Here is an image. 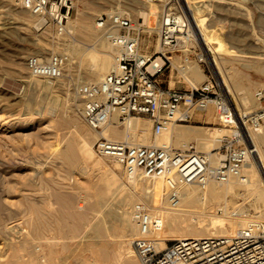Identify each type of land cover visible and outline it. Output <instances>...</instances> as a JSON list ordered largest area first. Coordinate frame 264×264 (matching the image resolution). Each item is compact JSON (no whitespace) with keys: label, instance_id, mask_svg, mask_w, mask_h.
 I'll list each match as a JSON object with an SVG mask.
<instances>
[{"label":"rangeland","instance_id":"rangeland-1","mask_svg":"<svg viewBox=\"0 0 264 264\" xmlns=\"http://www.w3.org/2000/svg\"><path fill=\"white\" fill-rule=\"evenodd\" d=\"M19 1L0 0V204L10 208L9 215L12 213L11 216L16 218L15 220L19 224L26 226L30 223L29 219H38L39 216L31 206L40 205L46 211L49 209L48 212L52 215L50 219L52 226L49 229L48 227H42V233L38 235L41 237L42 234H45L43 237L46 240L51 237V240L55 241L52 242L54 245L56 244L55 247L61 250L63 240L68 238L60 230V224L63 222L69 223L70 220L66 219L65 214L60 213L63 211V205L57 194L59 192H69L73 195L69 202L70 209L75 207H77L75 209H81L79 202H83V207H85L92 198L94 199L90 195L91 186L87 183L91 178H99L97 174L100 173L97 171L95 173L96 177L95 174H92L93 176L90 178L89 172L82 165H87L88 169L90 167L95 169L98 168L101 161L100 165L103 166V169L107 167V171L115 173L118 186L101 205V211L109 210L107 212V223L113 227H118L119 224L115 207L117 200L122 195L119 192L120 189H136L132 181L133 175L126 172L124 167L116 160L102 156L95 150L94 142L100 136L97 133L102 128L94 129L86 122L81 109L82 99L77 93V86L88 81L82 73L85 65L79 62V59L75 58L76 56L71 55L72 53L66 47L65 42L70 39L84 45L89 51L93 50L96 55L91 54L89 62L99 65L102 60L101 52L97 48L100 39L103 37L108 43L110 41L104 31L97 26L96 18L104 11L121 10L130 14L135 22L140 24L142 27L141 49L152 53L158 47L160 23L151 29L142 15L136 11V8L143 5L144 1L158 5L161 8H164L167 3L168 6H176V8L185 11L189 9V5L188 0H73L74 7L67 22L66 30L60 33L48 16H45L42 19L43 21L40 20L41 16L39 14H35L24 6L21 3L22 0ZM199 5H203L201 12L207 17L205 24L209 32L216 35L226 45L264 49V0H201ZM83 19L93 26L92 29L98 35L96 38L89 37L87 31L82 29L80 22ZM257 39H261V41L258 42ZM38 41L41 44L37 45L36 42ZM204 43L199 40V50L203 49L206 53L208 44ZM112 47L114 48L113 45ZM55 52L68 56L64 75L60 78H46L44 82H37L27 67L28 56L32 54L48 56ZM179 53H173V64L168 66L159 76L163 86L187 87L190 85L189 78H187L183 69L179 67L181 64ZM219 53L223 57V63L231 68L233 67L232 71H235L233 73L237 74L241 81L247 83V92L250 94L247 105H243L239 101L238 89L222 82L220 69L222 71L223 64L217 58L212 57V52L209 51L206 54L207 58L204 63H199L194 55L192 62H190L202 68L205 73L202 82L208 79L209 76L221 82L232 102L238 108L261 106L262 103L255 97L254 92L257 87L264 85V69H256L251 65L262 62L264 58L247 54ZM202 112H204V121L193 117L189 122L179 123L176 126L184 124L204 127L203 129H206L213 137L216 135L215 138L222 135V133L217 132L218 129L229 128V126H224L219 122L217 112L213 106ZM70 115L72 118L68 127L65 130H60L59 118L69 117ZM133 117L140 123L149 119L147 115ZM118 119L121 127H124L126 120ZM76 129L82 130L86 137L89 136V139L92 137L90 139L92 154L89 156L87 164H69L62 157V150L69 137L77 132ZM229 129L231 130V128ZM163 134H161L162 137H158L157 143L167 140V142L179 146L184 141L195 140L198 142L199 147L203 148L196 138H181L178 140ZM151 136L154 138L152 128ZM218 144V141H214L212 148L218 146ZM203 150L206 149L203 148ZM256 151L258 152V150ZM257 156L255 155V158L258 161L261 187L264 189V163L260 162ZM94 160L99 162L96 163ZM142 175L143 178L147 177L143 179V184L146 183L147 179L158 178ZM161 180L163 181L162 191L165 196L167 189L164 180L162 178ZM144 191V188L139 190V197L133 199L131 206L138 200L146 201L143 195ZM108 207L109 209H107ZM150 207L153 210L156 208L152 205ZM221 209L219 208V210ZM41 223L39 222L37 225L40 226ZM45 228L48 230H43ZM38 235L36 239L39 238ZM171 238L175 237L167 239ZM127 244V248L124 247L122 249L123 253L121 252V255L117 258L118 264H125L128 257V247L131 244L133 245V240ZM134 255L139 259L136 251Z\"/></svg>","mask_w":264,"mask_h":264},{"label":"built area","instance_id":"built-area-1","mask_svg":"<svg viewBox=\"0 0 264 264\" xmlns=\"http://www.w3.org/2000/svg\"><path fill=\"white\" fill-rule=\"evenodd\" d=\"M22 1L32 12L48 16L60 33L66 30L73 0ZM96 24L114 46L116 62L100 80L77 86L83 117L92 128H103L114 115L123 120L147 115L156 136L213 106L219 122L232 132L217 136L219 144L210 151L201 149L195 140L175 146L107 136L96 139L95 150L116 160L129 174L161 177L173 202L186 184L206 186L212 180L241 176L256 149L250 132L264 133V85L255 89L254 95L262 103L256 108H238L222 83L211 76L200 84L189 81L187 87L163 86L159 76L173 64L174 52H180L182 69L188 68L193 55L204 63L208 54V50H199L200 38L189 13L176 6H168L163 14L158 29L160 48L152 53L141 49L142 27L130 14L104 11ZM67 60L66 54L55 52L32 54L26 63L32 75L56 79L64 75ZM130 211L137 225L133 245L140 264H264V219L251 220L234 234L166 239L167 245L160 248L155 233L163 227L162 213L143 200L134 202Z\"/></svg>","mask_w":264,"mask_h":264},{"label":"bare ground","instance_id":"bare-ground-1","mask_svg":"<svg viewBox=\"0 0 264 264\" xmlns=\"http://www.w3.org/2000/svg\"><path fill=\"white\" fill-rule=\"evenodd\" d=\"M200 1L201 0H188L189 9H187L198 37L205 42L206 45L208 44L207 48L210 53L212 52V57L217 58L223 64V68L221 67L222 71L220 69L222 73V82L224 84H229L232 88L238 89L239 101L243 105H247L250 95L249 92H247V83L241 81L240 77L233 73V67L231 68L223 63V57L219 52L232 55L247 54L264 58V49H250L248 46L236 47L226 45L216 35H212L206 27L205 20L207 17L201 12L203 5H199ZM19 2H21V0ZM21 3L23 4V1ZM143 3L144 4L139 7L136 6V11L142 15L144 21H146L152 29L157 24L161 23V18L168 8V4L166 3L164 8H161L158 5L145 1ZM40 16V20L45 17L43 15ZM80 26L87 31L89 37L96 38L98 36L94 29H92L93 26L85 19L80 22ZM257 41L259 42L261 39H257ZM36 43L37 45L41 44L40 41ZM65 43L70 53H72L71 55L76 56L75 58H78L79 62L85 65L82 73L88 81L100 80L116 62L115 49L112 47L111 43H108L103 37H101L99 46L97 47L102 55V60L99 65L89 62L90 55L95 54L93 50L90 49L91 51H89L84 45L70 39H67ZM159 48L160 42L158 40L157 49ZM251 66L256 69H264V60ZM183 72L194 84H200L205 77L202 68L195 63L190 64L188 68H184ZM33 77L37 82H44L46 79L38 76ZM71 118V115L69 117H60L58 120L59 129L65 130ZM151 121L149 118L140 123L137 119H134V117H130L126 120L125 126L121 127L117 115H114L97 134L112 139H127L134 143L162 144L169 142L163 140L157 143L159 140L158 137H162L161 134L164 133L163 135L166 134L172 139L176 138L178 140L181 138H196L200 145L207 151H210L214 141H217V137L215 138L216 135L213 137L211 133L203 129L204 127L184 124L177 126L174 124L153 138L151 136ZM76 130L77 132L74 131L75 133L67 140L62 150V157L69 164H87L89 156L92 154V144L90 140L92 137L89 139V136L86 137L82 130ZM217 132L225 134L232 132V129L222 128L218 129ZM250 135L255 144V150H258V152L254 150L249 155L244 164L243 174L241 176L223 182L212 180L206 186L186 184L182 186L180 196L175 202L171 200L168 191H166L165 196L163 195V181L161 177L153 180L147 179L146 183L143 184V179L147 177L143 178L144 176L141 172L131 174L133 175L132 181L136 189H120L119 192H121L122 195L117 200V205L115 207V214L119 220V224L118 227L114 226L115 228L107 223V212L109 210L101 211L103 201H105L107 196L118 186L115 173L113 171H107V167L105 166L106 169H103V166L101 167L100 165V163H102L101 161L99 166L97 165L99 169H92V167L88 169L87 165H82V167H85V170L89 172L90 178L93 176L92 174H95L97 171L100 173L97 174L99 178H91L88 180L89 183H87L91 186L90 195L93 196L94 199L92 198L85 207H83V202H79L81 209H75L77 208L75 207L74 210L72 207V209L69 207V202L73 198L71 193L59 192L57 194L63 205V211L61 210L62 212L60 213H63V215L65 214L66 219L70 220L69 223L63 222L60 224V230L63 232V235L68 238L63 240L61 250L55 247L56 244L54 245V243H52L55 241H52L51 237H48L49 239L46 240V238L43 237L45 234H42V236L40 235L43 238L38 235L42 233V227H48L49 229V227L52 226L50 221L52 215L48 212L49 209L46 211L43 209L44 207L40 205L31 206L39 216L38 219H29L30 223L26 226L19 224L15 220L16 218L11 216L12 213L9 215L10 208L0 204V264H118L119 261H117V258L121 255L122 249L124 247L127 248V243L132 242L133 236L137 232V225L132 220L130 210L133 199L139 197V190L142 188L145 189L143 193L144 199L147 201L145 202L159 209L157 210L154 208L164 216L162 229L155 233L159 238L158 245L160 248L167 245L166 239L169 237L178 238L236 233L249 221L262 219L264 217V189L261 187L258 161L255 158V155H258L257 157H259L260 162L262 161V163H264V133L251 131ZM98 162L97 160L96 163ZM142 185H144V187H142ZM219 208L222 209L219 210ZM107 209H109V207ZM39 222H42L40 226H38L39 224L37 225ZM46 229L47 228L43 230ZM37 235L39 237L38 239H36ZM134 254L135 248L134 245L131 244L128 247V257L126 258L125 264H140V260Z\"/></svg>","mask_w":264,"mask_h":264},{"label":"crops","instance_id":"crops-1","mask_svg":"<svg viewBox=\"0 0 264 264\" xmlns=\"http://www.w3.org/2000/svg\"><path fill=\"white\" fill-rule=\"evenodd\" d=\"M179 87H182V86H179ZM204 112L202 111H197L195 113V116H194V119H197V120H201V121H204Z\"/></svg>","mask_w":264,"mask_h":264}]
</instances>
